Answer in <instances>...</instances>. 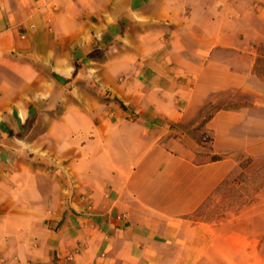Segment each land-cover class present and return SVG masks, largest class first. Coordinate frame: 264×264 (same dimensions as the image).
<instances>
[{
	"label": "crops",
	"instance_id": "crops-1",
	"mask_svg": "<svg viewBox=\"0 0 264 264\" xmlns=\"http://www.w3.org/2000/svg\"><path fill=\"white\" fill-rule=\"evenodd\" d=\"M262 62L264 0H0V264H264L193 218ZM229 89L256 99L202 117Z\"/></svg>",
	"mask_w": 264,
	"mask_h": 264
},
{
	"label": "rangeland",
	"instance_id": "rangeland-1",
	"mask_svg": "<svg viewBox=\"0 0 264 264\" xmlns=\"http://www.w3.org/2000/svg\"><path fill=\"white\" fill-rule=\"evenodd\" d=\"M260 70L264 73V62ZM254 88L262 93L260 103L264 104V85ZM214 98L216 101L204 104L202 117L211 116L219 108L251 105L256 99L254 94L238 89L219 92ZM242 132L246 135V147L232 152L240 164L193 218L208 223H229L225 230H220L222 233L230 228L234 232H246L250 238L249 249H259L258 255L264 257V108L250 111ZM223 253L222 250L210 256L211 260L205 264H226Z\"/></svg>",
	"mask_w": 264,
	"mask_h": 264
},
{
	"label": "trees",
	"instance_id": "trees-1",
	"mask_svg": "<svg viewBox=\"0 0 264 264\" xmlns=\"http://www.w3.org/2000/svg\"><path fill=\"white\" fill-rule=\"evenodd\" d=\"M219 109H220V108H219ZM214 158H215V159H218V158H220V157H219L218 155H216V156H214Z\"/></svg>",
	"mask_w": 264,
	"mask_h": 264
}]
</instances>
